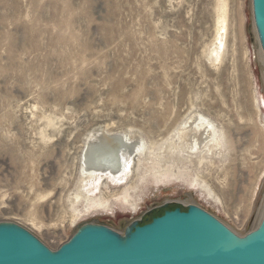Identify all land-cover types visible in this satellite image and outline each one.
I'll return each mask as SVG.
<instances>
[{
  "label": "rangeland",
  "instance_id": "1",
  "mask_svg": "<svg viewBox=\"0 0 264 264\" xmlns=\"http://www.w3.org/2000/svg\"><path fill=\"white\" fill-rule=\"evenodd\" d=\"M261 53L251 0H0V221L51 249L86 223L123 233L164 203L253 230ZM96 129L140 144L122 181L89 198L80 164Z\"/></svg>",
  "mask_w": 264,
  "mask_h": 264
},
{
  "label": "water",
  "instance_id": "2",
  "mask_svg": "<svg viewBox=\"0 0 264 264\" xmlns=\"http://www.w3.org/2000/svg\"><path fill=\"white\" fill-rule=\"evenodd\" d=\"M253 25L264 57V0H251ZM119 233L86 223L56 249L24 227L0 221V264H264V212L238 235L196 204L168 208ZM151 212L149 210L146 215Z\"/></svg>",
  "mask_w": 264,
  "mask_h": 264
},
{
  "label": "bare ground",
  "instance_id": "3",
  "mask_svg": "<svg viewBox=\"0 0 264 264\" xmlns=\"http://www.w3.org/2000/svg\"><path fill=\"white\" fill-rule=\"evenodd\" d=\"M221 29H224V26H222ZM224 34L225 32L223 33L220 30L217 31L214 42V48H213L214 51L212 52L215 53L218 52V49L223 43L222 37H224L223 36ZM261 58L264 61V57L262 53H261ZM256 102L258 103L259 106L262 104L261 103L262 100L260 99V97L257 98ZM261 119H262V123L264 124V112L261 114ZM198 125L202 128V131H205L206 128L208 129L209 127L208 122L205 119H203L201 116L199 117ZM139 144L140 143H137V141L129 142L128 139L125 138L124 135L119 132H107L105 130H100V129H96L92 131L86 138L85 146L81 157V164H80L81 174H82L81 189L85 191V196L89 198L94 197L92 195L94 194L96 189L98 190L99 188L98 184L100 180L111 179L115 183L122 181V179L126 175L124 170L126 169V167H128L127 166L128 160L131 157V155L135 152V150L139 148ZM97 196L99 197L100 195ZM126 196L127 195H125V197ZM120 197L122 198L123 196ZM128 197L129 196H127V198ZM99 200L100 202L92 201L91 204L93 202H97V205L100 206L101 199ZM103 200L106 201L105 198ZM103 208H104V204H103ZM263 212H264V205L259 214L257 220L258 223L262 217Z\"/></svg>",
  "mask_w": 264,
  "mask_h": 264
},
{
  "label": "trees",
  "instance_id": "4",
  "mask_svg": "<svg viewBox=\"0 0 264 264\" xmlns=\"http://www.w3.org/2000/svg\"><path fill=\"white\" fill-rule=\"evenodd\" d=\"M174 207H176V205H169V206H168V208H174ZM181 209H185V208L181 207ZM162 212H163V209H158V210H155V211L151 212V213H150V216L153 217V216H156V215L161 214ZM151 217H149V219H150ZM143 222H144V220H143Z\"/></svg>",
  "mask_w": 264,
  "mask_h": 264
}]
</instances>
